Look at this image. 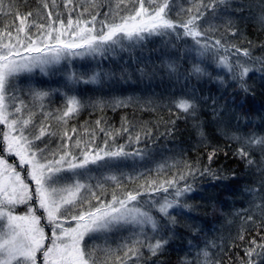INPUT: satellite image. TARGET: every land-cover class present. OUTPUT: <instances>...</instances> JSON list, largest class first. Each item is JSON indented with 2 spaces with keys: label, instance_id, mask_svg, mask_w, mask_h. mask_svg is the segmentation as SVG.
<instances>
[{
  "label": "snow or ice",
  "instance_id": "6c2138e0",
  "mask_svg": "<svg viewBox=\"0 0 264 264\" xmlns=\"http://www.w3.org/2000/svg\"><path fill=\"white\" fill-rule=\"evenodd\" d=\"M72 3L73 0H64V7L69 8ZM90 3L99 8L97 0ZM189 4L177 12V16L183 13L186 18L176 20L169 14L173 0H115V7L109 5L102 19H98V10L83 18V13L88 11L84 8L75 19L69 14L66 22L59 13L54 16L49 10L47 24L30 23L31 12L23 16L17 12L19 25L15 27V36L10 30L0 33V126H3L0 128L3 145L0 151V264H38V254L43 258L42 264H162L159 258L179 238V227L188 228L193 237L186 241L180 264H220L210 252L215 242L198 225L180 219L186 211L193 210L187 199L194 191L193 185L187 182L188 177H195L198 172L222 178L211 169H194L185 164V171L178 175L145 180L135 190L121 191L116 190L123 189L118 178L108 176L105 179L116 185L110 199L104 198L103 183L99 180L95 186L90 183V164L144 155L141 149L129 152L125 150L126 145L112 146L108 140L99 146L95 143V130L89 132L85 128L84 134L90 135V139L84 140L77 135L75 127L70 130L67 127L85 107L76 85L112 78L116 75L114 70L93 71L91 75L65 71L63 87H31L26 96L17 83L19 76L37 69L45 75L54 74L48 70L69 58L115 56L117 49L128 51L148 37L174 35L177 40L190 38L192 44L163 64L170 78L174 77L177 82L184 79L186 85L192 78L207 79L222 86L231 81L249 93V74L264 75V56H253L249 48H241L224 36V32L237 36L233 12L240 6L233 5L232 0H189ZM52 6H56V0H52ZM43 7L49 9L47 0ZM12 9L11 0L7 5L0 0V14H11ZM256 22L264 27V13L256 17ZM31 27L36 31H28ZM221 28L224 32L215 36ZM4 35L8 37L7 43ZM181 59L190 61V68L184 72L180 71ZM136 71L147 76L150 72L154 75L156 69L146 70L137 61ZM120 74L121 78L131 76L127 67H122ZM196 93L194 87L190 94L182 91L172 96L170 103L186 118L190 117L193 127L203 136ZM52 96L62 97L63 101L55 111L48 108ZM212 102L216 104L215 98ZM126 103L117 100L114 106H126ZM94 106L102 109L103 101L94 102ZM222 111V106L214 107L213 115L218 117ZM171 123L174 125L175 121ZM95 124L110 139L119 134L106 131L101 119ZM120 131L128 132V128L122 126ZM221 131L237 142L236 154L252 169L255 179L251 186L245 187V192L251 197V203L264 213V134L241 132L238 126L231 135ZM54 137L60 140L55 148L50 147ZM140 140V133L134 137L129 135V143L138 144ZM5 154L17 157L19 167L27 166L24 169L27 178L16 164L8 162ZM215 155L213 150L209 161ZM163 168L164 165H159L157 172ZM142 196L148 199L141 200ZM21 205L27 206L23 213L17 212ZM39 210L43 216L37 214ZM42 219L51 227L50 237L41 224ZM246 219L251 221L254 217L250 215ZM125 232L127 236L123 235ZM117 234L121 236V243L114 249L109 239ZM238 238L243 240V233ZM248 243L251 247L244 250L247 257L244 264H259L253 257L264 258V240L253 239Z\"/></svg>",
  "mask_w": 264,
  "mask_h": 264
},
{
  "label": "trees",
  "instance_id": "16d2710c",
  "mask_svg": "<svg viewBox=\"0 0 264 264\" xmlns=\"http://www.w3.org/2000/svg\"><path fill=\"white\" fill-rule=\"evenodd\" d=\"M43 2L44 0H11L12 13L0 14V33L10 30L15 36V27L19 25L17 12L22 16L31 12L32 15L28 18L30 23L47 24L49 10L54 16L59 13L60 18L66 22L69 14L75 19L84 8L88 11L83 13V18L87 19L89 13L98 10V19H102L103 14L109 10V5L115 7V0H97L98 9L92 6L90 0H73L69 8L64 7V0H56L55 7L52 6V0H47L49 9L43 7ZM173 4L169 13L171 18H186L183 13L177 16V12L181 6L189 7V0H173ZM232 4L240 6L233 12L237 36L228 35L223 28L215 36L219 37L224 32L226 39L241 48H249L253 56H264V27L256 22V17L264 13V0H232ZM70 9L73 10L70 12ZM28 31L35 32L36 29L31 27ZM3 40L8 42L7 35L3 36ZM191 44L190 38L186 37L177 40L174 35L151 36L128 51L117 49L115 56L108 54L106 57H97L103 64L94 71L111 69L116 75L99 83L76 85V91L85 107L76 118L69 121L67 127L69 130L75 127L77 135L84 140L90 139V135L84 134L85 128L89 132L95 130V143L99 146H103L104 141L108 140L112 146L126 145L125 150L129 152L137 149L143 151V158L128 156L89 165L95 167V173L101 174L100 182L106 189L105 199H110L112 191L116 189L113 181L105 179L112 175L123 185V189H116L117 191L135 190L145 180L178 175L185 171V164L194 169H211L222 177L216 179L210 174L200 175L198 172L195 177L189 176L187 182L193 185L194 191L188 194L187 199L193 210L186 211L180 219L182 222L198 225L207 234V238L215 242V247L210 249L214 260L220 261V264H244L247 260L244 250L251 247L248 242L253 239L257 242L264 240V213L251 203V197L245 192V187L251 186L255 179L252 169L236 154L237 142L226 137L221 129L228 131L229 135L237 126L241 132L264 134V75L258 72L249 74V93L243 92L231 81L226 86L207 79L196 81L195 78L187 82V85L184 79L177 82L174 77L167 75L163 64L169 58L179 56L185 46ZM137 61L146 70L156 69L155 74L150 72L147 76H141L136 71ZM179 66L180 71L184 72L190 68V61L181 59ZM122 67H127L131 73L130 78H121ZM80 71L84 73L82 69ZM23 80L20 78L17 81L19 86ZM61 87L63 86L57 85L55 88ZM193 87L197 89L198 122L203 136L193 127L192 119L179 113L170 103L172 96L182 91L190 94ZM213 98L216 100L215 105ZM61 99L62 97L52 96L48 108L55 111L61 107ZM117 100L126 101V106L115 107ZM96 101H103L102 109L94 106ZM217 106L224 109L218 117L213 115V108ZM39 118L36 117L37 120ZM98 119L102 120L101 126L106 131L119 134L108 138L96 128L95 122ZM172 121H175L174 125ZM122 126L127 127L128 132L120 131ZM136 133L141 135L140 143H129V135L134 137ZM59 143V138L54 137L50 147L54 148ZM213 150H216V155L209 161V154ZM11 158L13 157H9ZM126 162L127 165H123ZM105 164L108 166L102 167ZM159 165H164V168L158 173ZM129 177L133 179L130 180ZM183 183L182 181L181 184ZM96 190L99 192V189ZM140 199L147 200L148 197L142 196ZM17 211L24 212L25 207ZM250 215L254 217L251 221L246 219ZM177 232L179 238L173 240L167 246L165 254L159 258L162 264H180L186 241L193 238L192 232L186 227H179ZM241 233L243 240L238 238ZM253 259L264 264V258Z\"/></svg>",
  "mask_w": 264,
  "mask_h": 264
},
{
  "label": "rangeland",
  "instance_id": "374dc122",
  "mask_svg": "<svg viewBox=\"0 0 264 264\" xmlns=\"http://www.w3.org/2000/svg\"><path fill=\"white\" fill-rule=\"evenodd\" d=\"M4 3H5V5H7L6 0H4ZM166 38H168V37H166ZM97 57H99V56H96L95 58H93L91 56L69 58L68 60L63 61L61 64L56 65L54 67H51L48 71H49V73H54V74H50V75H45V74L41 73L38 69L31 74H27V73L22 74L21 76H19L17 78L18 80L20 78L24 79L22 84H20L19 87H20V89L23 90V94L26 96L27 90L31 87L43 88V89H50V88L54 89L57 85L63 86L64 81H65V71L76 72L77 74H80V72H81L80 70L82 69L84 73L91 75V73L94 70H96L98 66H101L103 64L100 62V60ZM77 62H81V63H77ZM88 84H93V83H88ZM61 101H62V99H61ZM61 105H62V103H61ZM2 127L3 126H0V128H2ZM56 145L57 144L54 145V148L56 147ZM2 149H3V145L0 144V151H2ZM5 155H7V154H5ZM9 157H13V158L9 159ZM7 159H8L9 163L16 164L18 166V170L21 171L22 175L25 176V178H27V173H26V171H24V169H26V167H27L26 165L23 167H19V160L14 155H7ZM124 164L127 165V162L123 163V165ZM88 169L90 170L89 171V176L91 177L90 183L93 186H95L97 181L101 180V178H102L101 174L95 173V167L88 166ZM28 182L31 184V181H28ZM31 186L33 188L35 187L34 184H31ZM21 207H25V211L27 210L26 205L18 206L17 210ZM36 207L38 208V205H36ZM19 213H23V212H19ZM37 214L43 216V211L39 210L37 212ZM41 224L45 226V232L50 237L51 236V227L47 225V221L42 219ZM123 235L127 236L128 233L125 232ZM49 242L50 241H45L46 244ZM97 243L103 244V241H97ZM119 243H121V236L119 234L114 235L113 237H111L109 239V244L114 249L116 248V246ZM42 259H43L42 256L40 254H38V264H42Z\"/></svg>",
  "mask_w": 264,
  "mask_h": 264
}]
</instances>
